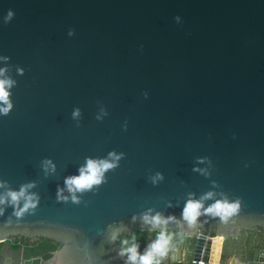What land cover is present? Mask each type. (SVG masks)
I'll use <instances>...</instances> for the list:
<instances>
[{"label":"water","instance_id":"1","mask_svg":"<svg viewBox=\"0 0 264 264\" xmlns=\"http://www.w3.org/2000/svg\"><path fill=\"white\" fill-rule=\"evenodd\" d=\"M0 69L14 82L0 195L32 183L39 198L21 217L3 206L0 244L60 245L15 264H123L111 228L141 230L149 209L179 218L208 192L241 209L185 232L193 260L222 261L226 241L264 231V0H0ZM110 153L118 166L74 202L65 179Z\"/></svg>","mask_w":264,"mask_h":264},{"label":"clouds","instance_id":"2","mask_svg":"<svg viewBox=\"0 0 264 264\" xmlns=\"http://www.w3.org/2000/svg\"><path fill=\"white\" fill-rule=\"evenodd\" d=\"M12 16L13 13L9 12L7 19H11ZM6 71V69H0V77H4ZM13 84L11 79L0 78V114L2 115H7L13 108L9 91ZM79 116L80 111L76 109L73 117ZM120 159L121 156L116 153H110L109 159H88L86 164L79 169L80 174L78 176L65 179L67 191L72 194L71 199L74 202H79L76 193H83L91 190L93 186L102 184L105 180V173L117 167ZM43 164L46 173L49 170L55 172V165L50 160L44 161ZM195 170L201 171L200 169ZM160 180H163V175L160 173L152 177L154 184ZM4 187L5 184L0 182V188ZM34 187L35 185L30 183L21 186L18 191L8 190L4 195H0V215L5 212L3 206L9 204L14 207V215L17 217L35 209L38 206L39 198L36 194L29 192ZM63 191V189L58 190V196L66 200L68 197L63 195ZM215 196V193L208 192L198 200L190 198L186 201L179 218L174 215L165 216L160 212L153 214L154 210L152 209L142 214L139 218L141 231L146 228L149 234H155V238L147 243L143 251L140 250L135 234L132 235L131 240L123 238L122 234L127 231L126 226L111 228L107 238L111 243L118 244L117 255L123 260V264H163L170 251L173 250L174 238L194 228L200 223L201 217L219 218L222 222H227L240 211L241 201L239 199L230 200L223 194H221L220 199H215ZM208 200H214V202L205 207V201ZM21 202H23V207H20ZM171 206L169 205V207ZM136 220L137 217L134 216L133 223ZM173 226H175L174 229Z\"/></svg>","mask_w":264,"mask_h":264},{"label":"flooded vegetation","instance_id":"3","mask_svg":"<svg viewBox=\"0 0 264 264\" xmlns=\"http://www.w3.org/2000/svg\"><path fill=\"white\" fill-rule=\"evenodd\" d=\"M249 235L250 233L248 232V230L244 229L239 238L226 241L223 249V256L239 259L240 261H244L245 263H249V264H258L260 253L264 251V248L258 249V247L264 242V234L262 236L260 235L249 236ZM10 239L12 241H19L20 243H22V246L18 252H14L10 248V246L6 243L0 249V255L4 254V258L0 257L1 260L0 264H15L13 260L20 258L22 249H24V256H25L26 253L25 251L28 246H32L37 243H42L44 241V238H39L36 241H31L30 239H26L20 236L12 237ZM173 245H174L173 250L170 251L169 256L163 261V264H183L182 262L183 259L185 260L186 263L192 261V254L194 251L193 249H190L188 248L187 245L181 243H176ZM215 253H217L216 247H215ZM40 255L44 256V254H40ZM215 256H217V254H215Z\"/></svg>","mask_w":264,"mask_h":264},{"label":"trees","instance_id":"4","mask_svg":"<svg viewBox=\"0 0 264 264\" xmlns=\"http://www.w3.org/2000/svg\"><path fill=\"white\" fill-rule=\"evenodd\" d=\"M248 232L250 233L249 236H254V235H260L262 236L264 233L262 231V229L258 228V229H250L248 230ZM135 234L137 237V243H139L140 245V250L143 251V249L145 248V246L147 245V243L151 240L155 238V234H149L148 231H141V230H134L132 231L130 234H122L123 238H128L129 240H131L132 235ZM8 244L10 246V248L14 251V252H18L19 249L22 246V243H20L19 241H12L11 239H9V241L0 244V249L5 245ZM176 243H181V244H185L188 246V248L190 249H194L195 246V239L194 238H188L186 237L184 234L177 236L174 238L173 244ZM60 247V245L52 240L46 239L44 238V241L42 243H37L34 244L32 246H28L26 248V253H25V257H32V256H36V255H40V254H44L45 258H49L51 256V252L52 251H56L58 248ZM264 248V242L263 244H261L258 249ZM223 259H227V256H223Z\"/></svg>","mask_w":264,"mask_h":264},{"label":"built area","instance_id":"5","mask_svg":"<svg viewBox=\"0 0 264 264\" xmlns=\"http://www.w3.org/2000/svg\"><path fill=\"white\" fill-rule=\"evenodd\" d=\"M192 264H223L221 261H217V262H214L213 260L212 261H205L203 260L202 258L200 260H193L191 261ZM258 264H264V262H258Z\"/></svg>","mask_w":264,"mask_h":264},{"label":"crops","instance_id":"6","mask_svg":"<svg viewBox=\"0 0 264 264\" xmlns=\"http://www.w3.org/2000/svg\"><path fill=\"white\" fill-rule=\"evenodd\" d=\"M0 257L4 258V254L0 255ZM232 259L233 258L227 257V259H222L221 262L223 264H232L233 263V260ZM2 261H3V259H2ZM0 262H1V260H0ZM184 264H192V263L191 262H187V263L185 262ZM238 264H249V263H245L244 261H240Z\"/></svg>","mask_w":264,"mask_h":264},{"label":"rangeland","instance_id":"7","mask_svg":"<svg viewBox=\"0 0 264 264\" xmlns=\"http://www.w3.org/2000/svg\"><path fill=\"white\" fill-rule=\"evenodd\" d=\"M183 258H184V257H183ZM232 260H233V263H232V264H238V263L240 262L239 259H235V258H233ZM182 262H183V264H184V263H185V260L183 259Z\"/></svg>","mask_w":264,"mask_h":264},{"label":"bare ground","instance_id":"8","mask_svg":"<svg viewBox=\"0 0 264 264\" xmlns=\"http://www.w3.org/2000/svg\"><path fill=\"white\" fill-rule=\"evenodd\" d=\"M215 258H213V261L214 262H217V257L216 256H214Z\"/></svg>","mask_w":264,"mask_h":264}]
</instances>
